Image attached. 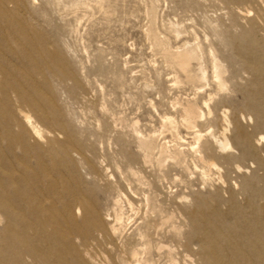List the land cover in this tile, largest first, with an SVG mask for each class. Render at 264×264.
<instances>
[{"label": "rangeland", "instance_id": "374dc122", "mask_svg": "<svg viewBox=\"0 0 264 264\" xmlns=\"http://www.w3.org/2000/svg\"><path fill=\"white\" fill-rule=\"evenodd\" d=\"M0 264H264V0H0Z\"/></svg>", "mask_w": 264, "mask_h": 264}, {"label": "bare ground", "instance_id": "6f19581e", "mask_svg": "<svg viewBox=\"0 0 264 264\" xmlns=\"http://www.w3.org/2000/svg\"><path fill=\"white\" fill-rule=\"evenodd\" d=\"M246 14H247V12H246ZM189 61V59H188V57H187V55H181V57H179L178 58V63H179V66H180V68L181 69H185V67H186V63ZM188 112V111H187ZM188 114V113H187ZM25 122V121H24ZM29 130H30V133L32 134V135H35V133H36V131H35V129L34 128H29ZM262 139V138H261ZM215 140V139H214ZM214 142H216V141H214ZM218 142V141H217ZM222 142V141H221ZM220 143V142H219ZM215 145V144H214ZM221 145V149H224V148H226L227 146H226V140H224V142L222 143V144H220ZM218 147V146H217ZM220 147V146H219ZM238 172H240V170H238L237 168L235 169V173H238ZM176 178V177H175ZM173 179V178H172ZM173 181V180H172ZM177 181V180H176ZM170 183H171V181H170ZM177 186V185H176ZM175 187V186H174ZM156 226V225H155Z\"/></svg>", "mask_w": 264, "mask_h": 264}]
</instances>
